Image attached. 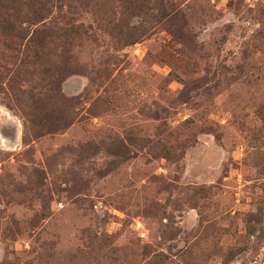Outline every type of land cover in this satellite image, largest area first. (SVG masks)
Instances as JSON below:
<instances>
[{"label": "rangeland", "instance_id": "374dc122", "mask_svg": "<svg viewBox=\"0 0 264 264\" xmlns=\"http://www.w3.org/2000/svg\"><path fill=\"white\" fill-rule=\"evenodd\" d=\"M48 9L0 35V264H264V0Z\"/></svg>", "mask_w": 264, "mask_h": 264}, {"label": "trees", "instance_id": "16d2710c", "mask_svg": "<svg viewBox=\"0 0 264 264\" xmlns=\"http://www.w3.org/2000/svg\"><path fill=\"white\" fill-rule=\"evenodd\" d=\"M55 0H0V12L7 13V10L16 11L27 6L29 14H27V23L30 26L33 24L36 27H23L22 25H16L12 20L6 19L0 15V35L7 38L23 39L30 35L26 42L40 43V38L35 41L34 35L40 33L39 37H43L42 31L47 30V24L45 18L47 17V9L50 8ZM49 10V9H48ZM26 34V35H25ZM26 36V37H25Z\"/></svg>", "mask_w": 264, "mask_h": 264}]
</instances>
